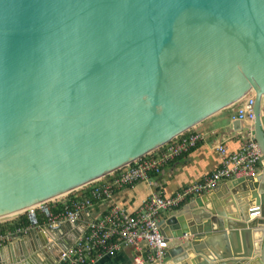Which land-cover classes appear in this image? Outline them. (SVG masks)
<instances>
[{
	"label": "water",
	"instance_id": "water-1",
	"mask_svg": "<svg viewBox=\"0 0 264 264\" xmlns=\"http://www.w3.org/2000/svg\"><path fill=\"white\" fill-rule=\"evenodd\" d=\"M252 94L262 172L233 184L255 205L160 220L164 263L264 264V0H0V225H38ZM20 245L6 264L58 261Z\"/></svg>",
	"mask_w": 264,
	"mask_h": 264
},
{
	"label": "built area",
	"instance_id": "built-area-1",
	"mask_svg": "<svg viewBox=\"0 0 264 264\" xmlns=\"http://www.w3.org/2000/svg\"><path fill=\"white\" fill-rule=\"evenodd\" d=\"M236 116L248 121L254 120L253 96L237 103ZM202 139L201 133L192 130L159 152L87 188L86 192L81 191L80 194L84 195H80V198L70 199L60 212L49 214L48 224L58 227L63 221L75 222L83 209L92 207L98 201L110 199L116 189L140 181L151 183L152 174L159 173L174 159L195 148ZM218 150L221 155L220 166L201 181L186 186L173 195L154 192L134 213L112 204L106 213L87 225L86 233L77 237L72 249L61 251L56 264H88L95 255L114 253L124 247L140 251L144 245L152 248V253L147 255L148 263L165 264L168 238L159 228L163 211L180 207L190 197L213 189L226 178L234 176L255 180L259 174L262 152L251 133L238 151L228 152L224 146H220ZM29 230L30 227H18L14 233L27 234ZM8 234L0 233V242L8 239ZM136 260L143 264L141 255H137Z\"/></svg>",
	"mask_w": 264,
	"mask_h": 264
},
{
	"label": "crops",
	"instance_id": "crops-1",
	"mask_svg": "<svg viewBox=\"0 0 264 264\" xmlns=\"http://www.w3.org/2000/svg\"><path fill=\"white\" fill-rule=\"evenodd\" d=\"M251 96L254 97L253 94ZM236 109L237 104L194 129V131L202 134V141L195 148L174 159L159 173L152 174L151 183L140 181L131 186L116 189L110 199L98 201L92 207L83 209L77 221H63L58 227H53L56 228L55 230L47 231V234L39 230L41 226L49 225L48 216L43 210L36 213L39 220V224L36 226L31 223L23 225L21 224L22 220L13 222L16 225L3 232V234L9 233V238L0 242V264H6L9 259H14L18 256V253L13 249L11 251L10 248L17 242L24 244L20 245V248L24 246L28 250H33L41 260L46 258L45 256L49 250L60 255L62 250L72 249L77 237L86 233L87 225L94 218L106 213L112 204L134 213L139 210L143 202L154 192L173 195L176 191L201 181L206 175L220 166L221 155L218 150L220 146L226 147L228 152L238 151L250 134L253 121L236 116ZM260 172H262V167L259 164ZM238 178L234 176L226 178L213 189L190 197L180 207L163 211L160 215V220L173 216L178 221L181 220L183 222V220L192 218L196 210L212 207L216 213L219 211L222 213L215 215L217 223L211 222L212 227L217 226L216 224H219V221L223 222L225 220L226 214L227 216L232 215L233 211L235 213L234 208L248 205L251 199L250 195L246 198L237 197V186L233 182ZM82 192H86V189ZM80 195H84V193L80 194L79 192L74 197L80 198ZM70 199L71 197L49 207L50 214H53L57 205H63ZM254 205V202L250 201L248 206L253 207ZM248 206L245 214L248 213ZM250 217L255 219L259 217V214H251ZM18 227H30V230L27 234H16L14 232ZM50 248L53 249L51 250ZM150 253H152V248L146 245L140 251L132 247H124L114 253L95 255L88 264H139L136 260L137 255L143 257V264H151L147 262V255ZM188 255L189 257H195L193 251H190ZM254 259L252 258L249 261L252 262ZM165 264L175 263L169 260Z\"/></svg>",
	"mask_w": 264,
	"mask_h": 264
},
{
	"label": "trees",
	"instance_id": "trees-1",
	"mask_svg": "<svg viewBox=\"0 0 264 264\" xmlns=\"http://www.w3.org/2000/svg\"><path fill=\"white\" fill-rule=\"evenodd\" d=\"M71 197V199H73V198H76V197H74V196H70ZM63 206H64V204L62 205V204H60V205H57V207H55L54 209V211H53V213L54 214H56V213H58V211L59 210H61L62 208H63ZM31 222H30V218H29V216L27 215H25L23 218H22V221H21V224H23V225H28V224H30ZM16 224H14V223H12V224H9V223H4V224H1L0 225V233H3V232H5V230H8V229H10V228H13L14 226H15Z\"/></svg>",
	"mask_w": 264,
	"mask_h": 264
}]
</instances>
